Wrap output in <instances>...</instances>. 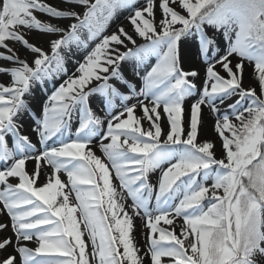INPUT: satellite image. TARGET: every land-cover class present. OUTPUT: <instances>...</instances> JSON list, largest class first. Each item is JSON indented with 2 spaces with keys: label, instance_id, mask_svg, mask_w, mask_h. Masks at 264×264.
<instances>
[{
  "label": "snow or ice",
  "instance_id": "6c2138e0",
  "mask_svg": "<svg viewBox=\"0 0 264 264\" xmlns=\"http://www.w3.org/2000/svg\"><path fill=\"white\" fill-rule=\"evenodd\" d=\"M62 3L0 0V215L10 221H0V264H264V0ZM117 9L132 31L104 35ZM33 31L56 38L46 50ZM53 73L66 79L43 105L25 99ZM96 95L103 115L90 107ZM204 109L218 148L198 139Z\"/></svg>",
  "mask_w": 264,
  "mask_h": 264
},
{
  "label": "bare ground",
  "instance_id": "6f19581e",
  "mask_svg": "<svg viewBox=\"0 0 264 264\" xmlns=\"http://www.w3.org/2000/svg\"><path fill=\"white\" fill-rule=\"evenodd\" d=\"M45 2H47V3H49V4L53 5V6H56V7H60V8H64L65 7V5L62 3V0H45ZM76 10L77 11H82V9H80V8H77ZM128 15H129V11L125 10V9L121 10V12H119V13H115L113 18L111 19V21L108 23V25H107V27H106V29H105L103 34L104 35H109L112 32L116 31L118 26H123L124 27V25L126 23H123L122 21H123V19H126V17ZM39 18L41 20H46V21L50 20V18L45 16L44 14H42V16H40ZM157 18H159V13H157ZM50 22L58 23L59 26H66L67 24L70 23V21L67 20V19H62V20H59V21L50 20ZM86 37H87V34L84 36V38L86 39ZM28 38L30 39V42L32 41L34 44H37L38 46L39 45H43L44 48L47 50V48H48L47 41L49 39L56 38V37L54 35H52V34H44V33H39V32L33 31V32L29 33V37ZM94 43H95V41L89 42V46H88V50L89 51L94 46ZM14 47L18 50V53H19V55L22 58L27 57L29 60H31V54H29L28 52L23 50L21 47H17V44H15ZM0 51H2V50H0ZM83 54L84 53L81 52L79 55H77L76 59H82ZM154 64L155 63H153L152 65H154ZM152 65H150V66H152ZM9 66H11V65H9ZM75 66L76 65L74 64V62L71 59L67 60V62L65 64V67L68 69L69 74H71V72L74 71ZM150 66L147 65V64L142 65L141 73L143 74L144 70L150 68ZM184 66H185V68L189 67L188 64H185ZM197 67L200 68V75H201V77H203V75H204L203 66L202 65H197ZM246 69H249L252 72V67H251V65H247V62H246ZM217 70L221 71L222 75H225L222 72V70L219 69V67L217 68ZM123 72H124V74H125V76L127 78L131 79V71H130V69H125ZM64 79H66L65 75L60 74L59 77L57 78L55 73H53V78L51 80H45L44 81L43 88H41L40 85H36L33 88L34 96L25 97V99H29L33 103V105H37V104L38 105H43L44 101L47 100L48 95H51V93L55 90V87L58 86ZM0 82H3L5 84L8 83L9 82V77L5 75L3 78H0ZM133 82H135L137 84L139 83L138 81H133ZM196 82H197L198 85L201 84V80H197ZM121 91H126V89L121 87ZM116 103L119 104V100H117ZM224 106H226V104ZM224 106H222V107H224ZM90 107L98 115H103V113L100 111V107H98L94 103L90 102ZM184 108H185V126H187V117H188V114L190 112V100L185 102ZM136 114H137V116H139V115H141V112L139 110H137ZM204 118H205V123L203 125V128L206 129V133H205V135H202V134L200 135L199 134L198 135V139L200 141L211 140L216 145H219L220 142H219V138H218L217 134L213 130H211L210 127H209V126H212V124L214 122V118L211 117L208 114V110L207 109H204ZM161 123H162V127H163V130H164V134L166 135V132L168 130V125L166 123H164L163 118H162ZM77 126H78V117H74V119L72 120V125H71V127H73L72 128L73 132L75 131V128ZM144 126L147 127V123H145ZM9 144L11 146V140H9ZM93 151L95 152V154L98 157L103 158V154L100 152L99 148L95 146V142H94V146H93ZM33 165H35L34 161H32V160L27 161L26 162V171L31 173L34 170V168H32ZM164 167H167V165H164ZM44 172L50 173L51 169L46 167ZM58 175L60 176L62 181H66L67 177H66L65 174L58 173ZM158 175H159L158 171L151 174V182L153 184L156 183V179H157ZM44 179H45V176H44V173H42L40 178H39V183H43ZM10 181L12 183H18V179L10 178ZM114 183H116L118 185V181H114ZM2 187L3 186L0 185V188H2ZM73 199H74V197H73ZM126 203L131 204V200L128 199L126 201ZM152 203L154 204V200H153ZM0 207H2V205H0ZM0 221H4V222H9L10 223L9 218L6 216V214L5 215H0ZM136 223H140L139 218H137ZM177 232H179V231H177ZM135 235H136L137 244L140 247L144 246L145 240L141 236V234L139 232V228H138V230H136ZM84 238L87 241V237L85 236ZM24 243L26 244L27 247H30V248H35L37 246L35 240L29 241V242H24ZM143 250L144 249H142L141 254H143ZM9 251H11V249H9ZM165 259H167V257H165ZM145 264H150V258H145Z\"/></svg>",
  "mask_w": 264,
  "mask_h": 264
},
{
  "label": "rangeland",
  "instance_id": "374dc122",
  "mask_svg": "<svg viewBox=\"0 0 264 264\" xmlns=\"http://www.w3.org/2000/svg\"><path fill=\"white\" fill-rule=\"evenodd\" d=\"M121 10H123V9H117L115 13H119V12H121ZM36 15L38 16V18H39L40 16H42L41 13H36ZM122 22H123V23H126V24L124 25L125 30H127V31H129V32L131 33V31H132V26L128 23L127 19H123ZM123 23H122V24H123ZM85 35H86V33L84 34V36H85ZM137 39H138V43L141 42V41L139 40V38H137ZM31 42H32V41H31ZM32 43H33V42H32ZM17 47H21L23 50H25L26 52H28L25 48H23V47H22L21 45H19V44H17ZM29 54H30V53H29ZM153 63H156V57H155V56H149V57H147V58L145 59V63H144V64H147V65L150 66V65H152ZM0 64H8V62H6V61H0ZM125 69H130L128 64H123V66H122V71H124ZM250 74H251V71H250L249 69H245V75H244L245 86L248 85V83H249V81H250V79H251ZM3 77H4V76H3ZM3 77H0V78H3ZM113 83H116V82L113 81ZM117 86L119 87V85H117ZM257 91H259V89H257ZM101 100H102V97H100L99 95H96V96H93V97L90 98V102L94 103V104L97 105L98 107L101 106V105H100V101H101ZM225 107H226V106L222 107V111H223V109H224ZM163 120H164V123L167 124V118H166V116L163 117ZM73 127H74V126H73ZM73 127H72V128H73ZM209 127H210L211 130H213L212 126H209ZM205 133H206V129L203 128V127H201L200 130H199V134H200V135H201V134H202V135H205ZM216 146H217V148L219 147V145H216ZM34 167H35V165L32 166V168H34ZM178 222H182V221H178ZM139 224H140V223H136V225H137V230H138V228H139ZM161 226H163V227H169V226H167V225H163V222H161ZM176 231H179V229L177 228ZM140 248H141V250H142V249H144V246H142V247H140ZM168 261H169V258H167V259L163 258V264H168Z\"/></svg>",
  "mask_w": 264,
  "mask_h": 264
}]
</instances>
